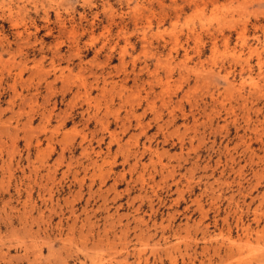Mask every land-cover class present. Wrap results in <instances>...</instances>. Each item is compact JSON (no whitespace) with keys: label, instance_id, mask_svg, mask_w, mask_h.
<instances>
[{"label":"rangeland","instance_id":"1","mask_svg":"<svg viewBox=\"0 0 264 264\" xmlns=\"http://www.w3.org/2000/svg\"><path fill=\"white\" fill-rule=\"evenodd\" d=\"M174 263L264 264V0H0V264Z\"/></svg>","mask_w":264,"mask_h":264},{"label":"bare ground","instance_id":"2","mask_svg":"<svg viewBox=\"0 0 264 264\" xmlns=\"http://www.w3.org/2000/svg\"><path fill=\"white\" fill-rule=\"evenodd\" d=\"M159 4V3H158ZM161 4V3H160ZM159 4V5H160ZM163 4H161V6H162ZM177 7H179L178 5H177ZM168 8V7H167ZM171 8V7H170ZM166 10V9H165ZM168 10V9H167ZM183 11V10H182ZM167 12V11H166ZM173 12L174 13H177V14H179L178 13V10L177 9H175V10H173ZM173 13V14H174ZM167 14L166 13H164V11H162V15H161V17L159 18V22H158V24H160V25H162V24H164L165 22H166V19H167ZM192 33V32H191ZM163 35V34H162ZM176 34H173L172 35V39L174 38L175 39V41H176V36H175ZM179 35V34H178ZM156 36L157 37H159V38H161V34H159V33H157L156 34ZM146 35H143V37H142V39H141V41H142V43H147L146 42ZM158 38V39H159ZM178 39V38H177ZM174 41V40H173ZM176 42H178V41H176ZM174 43V42H173ZM172 44V43H171ZM170 44V45H171ZM177 45V43L176 44H174V46H176ZM166 46H167V44L165 43V42H163L162 44H160V43H158L157 44V47L158 48H162V49H165L166 48ZM173 46V47H174ZM178 46V45H177ZM105 47V46H104ZM103 48V47H102ZM175 48V47H174ZM174 48H170L168 51H167V53H166V55H165V59H164V61L162 60L161 62H160V60H155L156 61V64L158 65L159 63H160V65L161 64H164V65H166V67H168L169 69L166 71L167 72V75H168V77H170L171 76V72H172V68H170L171 67V60H172V52H176L177 51V49L176 48H178V47H176L175 49ZM56 52H58V50L56 51ZM56 52H55V54H56ZM158 53V52H157ZM157 55V54H156ZM158 55H160V54H158ZM184 55H185V53H184ZM162 56V55H161ZM184 57V56H183ZM187 57V56H186ZM158 58V57H157ZM184 59V58H183ZM187 59V61L189 60V58H186ZM185 59V60H186ZM186 61V62H187ZM159 62V63H158ZM182 64L183 63H181V67H182ZM185 65V64H184ZM51 66L53 67V62L51 63ZM187 66V65H186ZM186 66H184V67H186ZM148 67L149 66H144V67H142V68H140L137 72H135V65H133V67H132V71H131V74H128V73H125L124 72V76L122 77L123 79H121L120 80V89H121V92H122V94L121 95H123V92H124V90H126V85H127V83H128V81L131 79L130 77H132L133 76V78L131 79V81H132V83H133V87H134V89H135V92H132L131 91V93H134V94H136V101L133 103V105H128V106H130V108L125 112V115H124V119H123V121H122V123H123V126L125 127V122L126 123H128V124H131V119H134L135 120V123H136V126L139 128V130H140V133L142 134V135H145V130L149 127L148 125L147 126H144V124L142 123V120L140 119L141 118V116H136L135 115V112L137 111L136 109V107H140L141 106V104L142 103H144L145 104V111H143V109H142V112H143V115H145L146 114V111H150V112H152V113H154L155 114V116H156V118L157 119H159L160 118V111L159 112H157L158 111V109H157V111H156V106H155V102H160L161 103V107H165L166 109L167 108H169L170 109V111L168 112L169 113V115L168 116H170V120H171V122H173V121H175L174 119H175V113L176 112H174V111H178L177 109L175 110V106H177V107H180V103L179 102H174L173 101V98H172V95H168V96H166V91H163V84H162V78H160L158 75H156L157 73V68H155L156 69V72H155V70L154 71H152V72H150V73H148V71H149V69H148ZM158 67V66H157ZM183 68V67H182ZM190 69V68H189ZM184 70H185V68H184ZM186 70H188V67H186ZM148 73L149 74V77H148V79L146 80V81H141V75L143 74V73ZM90 73L92 74V77H93V81H95L93 84H92V82H88V80H84V82L81 84V89L83 90V92H80V88H79V90L76 92V95H81L82 97V99H83V102L85 103V106H86V110H85V113L87 114L86 116H87V119H86V122H89V119L91 120H93V121H95L96 123H98V122H102L101 120H102V118L100 117L99 118V114H98V112H96V113H90V104H91V99H90V95H91V93H92V91L93 90H97L98 88H99V86H98V81H99V78H98V76H100V78H102V80H103V87L101 88V90H105V86H106V84H105V79L103 78V75H102V73H100L99 75H97V73L96 72H93V71H90ZM46 74V73H45ZM48 75V74H47ZM132 75V76H131ZM145 75H147V74H145ZM46 76V75H45ZM62 77V75H60V77L58 78V77H55L54 78V81H57V80H59L60 78ZM115 77V76H114ZM106 78V77H105ZM102 80H100V81H102ZM112 80V79H111ZM45 81V80H44ZM45 89L46 90H50L51 88H52V84H53V82L51 83V82H47V81H45ZM114 87H116V86H114ZM118 88V89H119ZM125 88V89H124ZM132 88V87H131ZM131 88L129 89V90H131ZM157 88H160V89H162L161 91H159V92H157ZM36 92L38 91V89H36L35 90ZM128 91V90H127ZM103 92V91H102ZM130 92V91H129ZM127 93V92H126ZM132 95V94H131ZM143 95V96H142ZM134 96V95H133ZM175 96V95H174ZM126 97H128V96H126ZM126 97H125V100H123V101H126ZM130 97V96H129ZM129 100V99H128ZM157 100V101H156ZM179 101H180V99H179ZM181 102V101H180ZM126 103H127V101H126ZM132 104V103H131ZM135 104V105H134ZM197 104V103H196ZM204 106V105H203ZM136 109H135V108ZM182 108H183V106H182ZM193 108V107H192ZM179 109V108H178ZM179 110H181V108L179 109ZM179 112V111H178ZM167 113V114H168ZM183 113V112H182ZM183 114H185V113H183ZM142 115V116H143ZM181 116H182V114H181ZM183 118V117H182ZM117 119H119V118H117ZM154 119V118H153ZM169 122V121H168ZM107 124V123H106ZM145 124H147V123H145ZM108 125V124H107ZM168 125V124H167ZM169 125H171V124H169ZM127 127H128V125H127ZM126 127V128H127ZM169 128V127H168ZM167 129V128H166ZM186 129V128H185ZM164 134V133H163ZM115 141H117V140H115ZM182 143H183V141H181ZM117 144H118V146H119V141H117L116 142ZM109 147H110V145H109ZM85 150V149H84ZM143 151H145V152H147V151H149L150 152V148L148 147V148H145V146L143 145ZM87 152V151H86ZM115 159H116V157H115ZM97 162V161H96ZM102 162H104V159H103V161ZM137 162V161H136ZM92 163V162H91ZM105 163H107V162H105ZM151 163H152V161H151ZM93 165L94 164H96V163H92ZM102 164V163H101ZM110 164V163H109ZM161 164V163H160ZM97 166V165H96ZM93 167V166H92ZM143 167V166H142ZM94 168V167H93ZM97 168V167H96ZM99 169V168H98ZM97 169V170H98ZM100 170V169H99ZM101 170H102V168H101ZM86 171V170H85ZM94 174H95V172H93ZM98 173V172H97ZM171 173H174V172H170L169 171V174H170V176H171ZM85 174V173H84ZM100 174V173H99ZM167 174H168V172H167ZM141 176V175H140ZM142 176H143V174H142ZM142 176H141V178H142ZM94 177V176H93ZM96 178V177H95ZM140 178V177H139ZM163 178V177H162ZM171 178H173V176L171 177ZM150 179V178H149ZM95 180V179H94ZM140 180V179H139ZM141 182H143V178L140 180ZM93 182L94 181H91L90 183H92L93 184ZM146 182V181H145ZM152 182V181H151ZM89 183V184H90ZM91 184V185H92ZM155 184V183H154ZM175 185H177V184H175ZM155 193V192H154ZM91 195V194H90ZM175 264V263H174Z\"/></svg>","mask_w":264,"mask_h":264}]
</instances>
